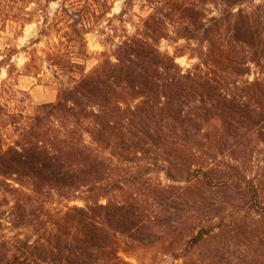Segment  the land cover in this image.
Instances as JSON below:
<instances>
[{"label":"trees","instance_id":"trees-1","mask_svg":"<svg viewBox=\"0 0 264 264\" xmlns=\"http://www.w3.org/2000/svg\"><path fill=\"white\" fill-rule=\"evenodd\" d=\"M148 1L129 34L113 23L127 0L111 17L110 0L52 13L57 0H0V21L35 23L32 43L46 44L25 73L15 48L0 55V264H133L120 253L134 247L181 264H264V0ZM102 18L118 42L85 71ZM162 39L183 40L196 62L180 66L182 48ZM43 66L67 81L26 113L14 71Z\"/></svg>","mask_w":264,"mask_h":264},{"label":"rangeland","instance_id":"rangeland-1","mask_svg":"<svg viewBox=\"0 0 264 264\" xmlns=\"http://www.w3.org/2000/svg\"><path fill=\"white\" fill-rule=\"evenodd\" d=\"M85 1V0H84ZM112 2V8L110 13L106 17H111L113 14H118L123 6L125 0H110ZM62 0H57V2H52L50 4V12L52 13L57 9ZM127 11L126 15L123 17V22H118L113 20L121 28L125 29L127 33L131 34L135 31V26L139 23V19L148 15L152 10L153 6L148 0H127ZM109 32L107 29V21L102 18L95 26H92L89 33L86 34L88 57L83 61L85 66V71L90 70L92 67L97 65L102 59V52L107 54L113 53L115 44L118 42V36L111 38L106 41V35L102 33L101 30ZM38 26L35 23L25 25L21 28L20 25L7 20L0 21V55L5 51V48H15V53L12 56L11 62L19 70H23L25 63L28 61L31 49H37V54L42 53V49H45V41L42 40L37 44H33L32 40L36 37ZM123 32H118L116 35H122ZM184 45L183 40L173 42L171 39H162L160 41V49L167 51L169 53H174L177 48H182ZM184 55L176 58V62L179 63L183 68L191 66L196 59L189 58L187 50L184 48L181 51ZM15 73V83L14 86L21 93L18 94L19 99L22 101L19 103V108L24 112H32L36 105L52 102L56 99V95L60 86V82L67 81L66 78L56 79L53 76L51 68L41 67L35 72L26 74ZM23 73L24 70H23ZM6 77L5 69L0 70V80ZM252 79L253 76H248ZM264 151V148H263ZM259 163V162H258ZM260 167L263 166L261 162ZM258 166L256 163H250L247 168V174L249 176L257 175ZM262 183H264V169L260 171ZM153 178H159L162 183H168L169 181L165 178L162 172L152 173ZM205 253L204 248L197 249V257H201ZM120 255L127 261L133 264H181V260L173 261L170 256L158 253L154 248H142L134 247L130 249L128 253H120Z\"/></svg>","mask_w":264,"mask_h":264}]
</instances>
